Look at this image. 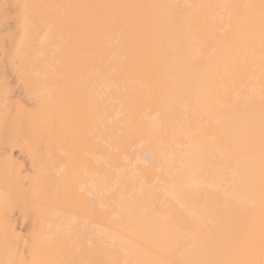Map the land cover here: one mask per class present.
I'll use <instances>...</instances> for the list:
<instances>
[{
    "label": "bare ground",
    "instance_id": "1",
    "mask_svg": "<svg viewBox=\"0 0 264 264\" xmlns=\"http://www.w3.org/2000/svg\"><path fill=\"white\" fill-rule=\"evenodd\" d=\"M0 264H264V0H0Z\"/></svg>",
    "mask_w": 264,
    "mask_h": 264
}]
</instances>
